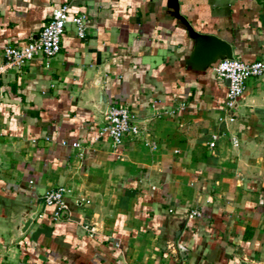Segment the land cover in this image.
Masks as SVG:
<instances>
[{"label":"crops","instance_id":"obj_1","mask_svg":"<svg viewBox=\"0 0 264 264\" xmlns=\"http://www.w3.org/2000/svg\"><path fill=\"white\" fill-rule=\"evenodd\" d=\"M64 4L85 37L69 21L54 57L0 71V264H264V73L228 109L170 0H0V67ZM178 7L233 57L264 58V0ZM110 105L137 136L101 132Z\"/></svg>","mask_w":264,"mask_h":264},{"label":"built area","instance_id":"obj_2","mask_svg":"<svg viewBox=\"0 0 264 264\" xmlns=\"http://www.w3.org/2000/svg\"><path fill=\"white\" fill-rule=\"evenodd\" d=\"M69 21L75 25L78 36L84 38L87 18L83 14L69 16L68 6L64 4L53 10L46 24L34 37L30 38L25 46L4 47V63L1 65L0 71L5 68L21 67L37 56L54 57L60 50L61 36ZM213 69L217 78L227 82L226 106L228 109H233L245 89L248 78L264 73V58L253 62H244L235 57L222 59L215 63ZM134 118L127 106L110 105L105 111L101 132L107 134L116 144L121 143L127 136L138 135L139 127ZM78 145V143H73L74 147ZM209 145L215 147L214 140ZM66 191V188L58 187L48 190L44 196L45 203L54 207L55 218L62 215L65 210L64 195Z\"/></svg>","mask_w":264,"mask_h":264},{"label":"water","instance_id":"obj_3","mask_svg":"<svg viewBox=\"0 0 264 264\" xmlns=\"http://www.w3.org/2000/svg\"><path fill=\"white\" fill-rule=\"evenodd\" d=\"M172 1L173 15L186 28L189 38L193 41V50L188 58V63L204 70L213 65L218 60L233 58L231 45L224 39L214 34H206L197 31L189 21L179 13L178 0ZM34 216L26 215L23 222V230L33 220Z\"/></svg>","mask_w":264,"mask_h":264}]
</instances>
